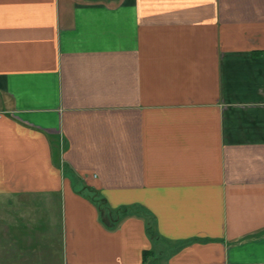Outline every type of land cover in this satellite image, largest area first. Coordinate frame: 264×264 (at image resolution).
<instances>
[{
    "label": "crops",
    "instance_id": "obj_1",
    "mask_svg": "<svg viewBox=\"0 0 264 264\" xmlns=\"http://www.w3.org/2000/svg\"><path fill=\"white\" fill-rule=\"evenodd\" d=\"M0 264H264V0H0Z\"/></svg>",
    "mask_w": 264,
    "mask_h": 264
}]
</instances>
